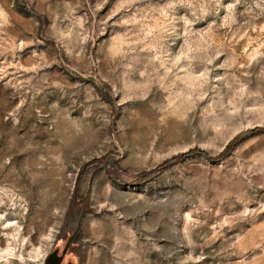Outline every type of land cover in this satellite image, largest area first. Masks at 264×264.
Instances as JSON below:
<instances>
[{"label": "rangeland", "instance_id": "374dc122", "mask_svg": "<svg viewBox=\"0 0 264 264\" xmlns=\"http://www.w3.org/2000/svg\"><path fill=\"white\" fill-rule=\"evenodd\" d=\"M261 129L264 0H0V264H264Z\"/></svg>", "mask_w": 264, "mask_h": 264}, {"label": "trees", "instance_id": "16d2710c", "mask_svg": "<svg viewBox=\"0 0 264 264\" xmlns=\"http://www.w3.org/2000/svg\"><path fill=\"white\" fill-rule=\"evenodd\" d=\"M259 131L264 132V129H261V130H259ZM255 132H256V131L253 130V131H251L250 133H255ZM236 142H237V141H236ZM236 142H235V143H236ZM235 143H233V145H234ZM231 147H232V146H230L229 148H227L226 151H225L224 153H222L218 158L214 159L213 161H218V160H220V159H223L226 155H228V153H229ZM200 153H201L202 155H206V156H207V153H206V152H201V151H200ZM186 156H187V155H179V156H177V157H174V158H172V159L166 161V162L161 166V168H160L159 170H156L154 173L160 172L162 169H164L165 167H167V166H169V165H172V164L177 163V162H179V161H183V160L185 159ZM94 163H97V164H99V165H103V166H105V167L107 168V170L109 171V174L112 175V169H113L112 166H110L109 164L103 162V161L100 160V159L94 160ZM151 176H152L151 173H145V174L141 175L139 178L142 179V180H145V179H147L148 177H151Z\"/></svg>", "mask_w": 264, "mask_h": 264}, {"label": "water", "instance_id": "95a60500", "mask_svg": "<svg viewBox=\"0 0 264 264\" xmlns=\"http://www.w3.org/2000/svg\"><path fill=\"white\" fill-rule=\"evenodd\" d=\"M82 221H83V217L80 218L77 229L75 231V233L67 240L63 250H62V255L59 256V249L55 250L54 252L50 253L44 264H61L63 258L65 257V255L67 254L69 248L72 245L73 239L74 237L78 234L81 226H82ZM69 264H73V263H69Z\"/></svg>", "mask_w": 264, "mask_h": 264}, {"label": "flooded vegetation", "instance_id": "af4514ba", "mask_svg": "<svg viewBox=\"0 0 264 264\" xmlns=\"http://www.w3.org/2000/svg\"><path fill=\"white\" fill-rule=\"evenodd\" d=\"M79 220H80V219H79ZM78 223H79V221L77 222V225H76L75 229H74L72 232H69V233L67 234V236H66V238H65V239H66V242H67V240H68V239H69V238L75 233V231H76V229H77V226H78ZM81 228H82V226H81ZM81 228H80L78 234L74 237L73 242H72V245H71V247L69 248V250H68L67 254L65 255V257L63 258L61 264H69L70 262L72 263V261H71L69 258L67 259V257H68V255H69L70 253H72V249H73V247H74L76 241L78 240V238H79V236H80ZM57 249H59V256H61V255H62V250H63V249H61V248H55L52 252H54V251L57 250ZM52 252H51V253H52Z\"/></svg>", "mask_w": 264, "mask_h": 264}]
</instances>
